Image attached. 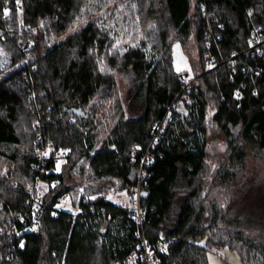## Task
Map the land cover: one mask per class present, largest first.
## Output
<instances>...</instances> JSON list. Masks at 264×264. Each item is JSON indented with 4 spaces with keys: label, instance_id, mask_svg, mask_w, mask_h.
<instances>
[{
    "label": "trees",
    "instance_id": "trees-1",
    "mask_svg": "<svg viewBox=\"0 0 264 264\" xmlns=\"http://www.w3.org/2000/svg\"><path fill=\"white\" fill-rule=\"evenodd\" d=\"M4 1L0 44L19 67L0 78V231L14 213L28 209L37 117L44 121L45 137L72 156L60 174L43 175L60 185L45 196L49 208L39 227L26 234L24 249L0 233V264H116L137 250L141 234L152 244L176 238L161 256L163 264H209V251L226 247L238 251L244 264H264V228L250 220L252 209L238 206L248 150L264 152V58L242 52L252 30L264 27V0H207L214 14L213 52L226 62L235 54L244 64L261 66L259 76L241 67L233 74L226 62L217 73L206 72L202 0H131L129 13L120 10L123 0H21L23 12L10 0L8 20L1 13ZM104 11L110 15L103 27ZM114 16L122 28L128 17L139 19V45L117 48ZM29 38L35 46L24 52L18 41ZM178 42L195 80L185 92L191 100L170 120L154 150L150 176L142 184L147 215L141 228L103 196H90L137 184L132 148L151 145L153 124L184 87L174 67ZM120 78L129 85L131 108ZM236 89L243 93L240 99ZM222 138L227 149L212 150L211 143ZM65 194L87 212L76 219L69 213L55 217L52 207Z\"/></svg>",
    "mask_w": 264,
    "mask_h": 264
},
{
    "label": "built area",
    "instance_id": "built-area-1",
    "mask_svg": "<svg viewBox=\"0 0 264 264\" xmlns=\"http://www.w3.org/2000/svg\"><path fill=\"white\" fill-rule=\"evenodd\" d=\"M13 7L20 12L24 11V7L21 0H17L13 3ZM199 7L202 10L203 15L207 19V47L208 52L204 55V62L206 65V72L217 73L225 64L224 58L218 57L213 52L214 44L217 45V41L214 42L215 32L212 27L211 18L214 14L209 11L207 0H202L199 3ZM12 12V1L5 0L1 9L2 17L4 20L10 18ZM222 28V26L220 25ZM217 37V36H216ZM220 39V37H217ZM24 52H29L35 46V41L32 38L27 40H19ZM248 58H264V27H255L249 38L247 39V47L242 51ZM31 58L27 57L26 63L30 64ZM232 69L233 74L238 71V68H243L244 72L253 71L259 76V73L263 71L261 66L253 67L250 63L244 64L240 62L235 54H233L226 62ZM33 68V67H32ZM34 69V68H33ZM179 77L184 84L183 90L177 95L175 100L169 106L167 113L161 119L156 121L152 126V142L148 148H144L141 145H135L132 148L130 160L133 164L139 166L138 181L137 184L131 188V192L134 197H122L117 198L119 201L109 197L106 199L120 209L129 214V217L133 219L139 227H143V223L146 219L147 209L141 204L142 197V184L150 176V168L155 160L154 150L157 149L161 143L163 135L167 132L169 121L177 113H181L186 103L190 101V97L185 92H190L192 84L195 80L190 71H182L179 73ZM26 82L30 83V79L27 77ZM236 97L239 99L243 96L241 89H236ZM32 100L37 99L36 92L31 88ZM36 110V108H35ZM49 119V118H48ZM33 127L36 130V140L33 147L34 154L36 155L37 162L33 166L32 182L27 186L28 198L26 201L28 209L22 212L14 213L12 220L3 229L1 234H6L10 238H14L19 243V249H24L26 243V234L36 230L41 222V217L45 209L49 208L44 198L51 191H53L59 184V180H45L43 175L49 176L50 174H60L63 164L72 156V151L68 148H57L56 145L44 135V121L42 118L37 117L33 123ZM52 164L51 168H48ZM59 169V170H58ZM71 196L65 194L60 201L52 207L55 217H59L62 213H69L74 219L85 214L87 209L78 207V209H66L62 206L70 205L71 208ZM94 211L93 209H91ZM16 223L21 225V228ZM141 243L137 250L127 256L123 261H117L116 264H163L162 257L168 254L169 246L176 238L162 237L156 244H152L141 234ZM2 240L0 239V242ZM3 242L0 246L3 247ZM14 246V245H12ZM11 246V247H12ZM3 253L0 249V258Z\"/></svg>",
    "mask_w": 264,
    "mask_h": 264
},
{
    "label": "rangeland",
    "instance_id": "rangeland-1",
    "mask_svg": "<svg viewBox=\"0 0 264 264\" xmlns=\"http://www.w3.org/2000/svg\"><path fill=\"white\" fill-rule=\"evenodd\" d=\"M131 0H123L120 2V10H125L127 13L130 12L132 7L130 6ZM110 15L109 11H104L102 14L99 15L100 24L104 27L102 20L107 19V17ZM119 16H114L111 18V24L113 27L118 29L117 37V48H120L122 50H125L127 46H133V45H139L142 40V35L138 28V21L139 19L134 17H128L127 25H125L123 28L118 27V21ZM131 19H133L131 21ZM109 20V19H107ZM102 22V23H101ZM84 23H80L76 25L72 32H74L76 29L81 27ZM61 40V39H60ZM145 51L147 53L150 52V48L146 47ZM173 57H174V67L176 69V72L179 74L182 71H192V66L190 62V58L185 52L183 46L181 43H176L173 47ZM19 65H13L12 57L5 51V49L0 44V78L10 74L11 72L15 71ZM120 84H121V92L124 96V99L128 106L131 108L130 100L127 99V94L129 91V85L127 83V80L124 78H120ZM135 110H137L135 108ZM138 112V111H137ZM220 143L214 144L211 143L210 148L214 151H222L224 152L227 148V140L222 138ZM241 183L238 194L240 201H243L240 206L241 208H246V206L250 209H252L253 215L250 218L253 223H261L259 227L264 228V152L258 151L255 149H249L248 150V157H247V164L246 167H244L240 174ZM81 193L84 191L83 187L80 188ZM131 190L127 188L126 189H116L112 188L108 192L105 193H99L94 194L90 196L91 198H95L98 195H105V200L109 197H112L113 199L119 201L117 198H122L124 196L132 198L134 197ZM130 192V193H129ZM245 201V203H244ZM248 202H250L249 206L247 205ZM72 205V201H71ZM73 208H71L70 205L62 206L66 209H78L77 206L72 205ZM75 206V207H74ZM237 206V207H238ZM233 208V207H231ZM240 209V208H239ZM263 217V218H261ZM247 221H249V218H247ZM251 222V221H250ZM258 227V226H256ZM209 264H244L241 260V257L238 253V251L231 249L229 247L222 248V249H212L209 251Z\"/></svg>",
    "mask_w": 264,
    "mask_h": 264
},
{
    "label": "bare ground",
    "instance_id": "bare-ground-1",
    "mask_svg": "<svg viewBox=\"0 0 264 264\" xmlns=\"http://www.w3.org/2000/svg\"><path fill=\"white\" fill-rule=\"evenodd\" d=\"M205 53H206V52H205ZM190 100H191V99H190ZM178 114H179V113H178ZM175 115H176V114H175ZM173 117H174V116H173ZM169 122H170V121H169ZM33 152H34V151H33ZM68 160H69V159H68ZM35 163H36V162H35ZM65 164H66V163H65ZM137 166H138V165H137ZM138 167H139V166H138ZM61 171H62V170H61ZM60 173H61V172H60ZM138 173H139V172H138ZM44 176H46V175H44ZM46 177H48V176H46ZM46 177H45V178H46ZM49 177H50V176H49ZM50 178H51V177H50ZM49 181H50V180H49ZM59 185H60V184H59ZM116 189H117V188H116ZM120 190H121V189H120ZM127 190H128V189H127ZM51 192H52V191H51ZM130 192H131V191H130ZM130 192H129V193H130ZM27 193H28V192H27ZM102 193H103V192H102ZM131 194H132V193H131ZM98 196L100 197V195H98ZM101 196H103V195H101ZM104 196H105V195H104ZM104 196H103V197H104ZM71 197H72V196H71ZM105 197H106V196H105ZM45 198H46V197H45ZM44 200H45V199H44ZM90 200H91V199H90ZM92 200H93V199H92ZM105 201H106V200H105ZM72 202H73V201H72ZM45 203H46V202H45ZM111 204H112V203H111ZM73 205H75V204H73ZM112 205H113V204H112ZM75 206H76V205H75ZM75 206H74V207H75ZM115 206H116V205H115ZM60 215H61V214H60ZM41 219H42V218H41ZM144 237H145V236H144ZM155 243H157V242H155ZM121 261H123V260H121Z\"/></svg>",
    "mask_w": 264,
    "mask_h": 264
},
{
    "label": "snow or ice",
    "instance_id": "snow-or-ice-1",
    "mask_svg": "<svg viewBox=\"0 0 264 264\" xmlns=\"http://www.w3.org/2000/svg\"><path fill=\"white\" fill-rule=\"evenodd\" d=\"M59 170V169H58Z\"/></svg>",
    "mask_w": 264,
    "mask_h": 264
}]
</instances>
